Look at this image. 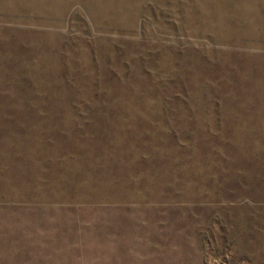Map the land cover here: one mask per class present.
<instances>
[{
    "label": "rangeland",
    "instance_id": "1",
    "mask_svg": "<svg viewBox=\"0 0 264 264\" xmlns=\"http://www.w3.org/2000/svg\"><path fill=\"white\" fill-rule=\"evenodd\" d=\"M0 264H264V0H0Z\"/></svg>",
    "mask_w": 264,
    "mask_h": 264
}]
</instances>
